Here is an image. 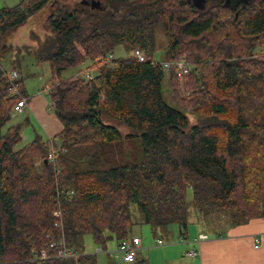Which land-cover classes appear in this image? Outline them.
Wrapping results in <instances>:
<instances>
[{"label": "trees", "instance_id": "1", "mask_svg": "<svg viewBox=\"0 0 264 264\" xmlns=\"http://www.w3.org/2000/svg\"><path fill=\"white\" fill-rule=\"evenodd\" d=\"M83 2L68 9L57 0H23L0 10L4 56L1 42L49 7V33L35 55L50 64L49 94L62 125L51 140L55 165L48 162L50 141L38 134L16 150L21 127L8 125L19 96L9 93V72L0 64V264H98L83 237L101 251L132 238L131 205L141 224L177 225L183 235L188 190L205 218L227 211L232 226L264 218V0ZM158 30L166 60L186 57L190 64L187 98L174 70L153 64ZM118 46L147 59L108 61ZM87 62L98 71L94 78L80 71L62 79ZM167 78L173 104L165 98ZM18 84L26 96L21 77ZM183 109L193 111L195 124ZM62 239L76 258L32 260L34 251Z\"/></svg>", "mask_w": 264, "mask_h": 264}, {"label": "rangeland", "instance_id": "2", "mask_svg": "<svg viewBox=\"0 0 264 264\" xmlns=\"http://www.w3.org/2000/svg\"><path fill=\"white\" fill-rule=\"evenodd\" d=\"M23 0H0V10L3 8H11L18 5ZM62 6L73 9L78 4L83 2V0H57ZM235 6L238 3H245L248 0H231ZM50 14L49 7L42 10L40 13L30 18L25 24L18 27L14 32L10 33L4 40L1 42V45H7L4 50V56H0V64L8 72L12 70L20 71L21 79L23 80V88L27 92L30 98L36 97L39 94H44L43 97L47 102V112L51 116H55V109L49 110V107L52 104V100L49 92H46V87H50L52 82L51 67L49 63H39L36 58V49L39 44L45 40L48 36V29L46 25L47 16ZM2 46V48H3ZM166 47L165 38L161 32H157V51L153 54L154 62H166V56L164 49ZM115 59H129L136 58L139 61H144L147 59V55L144 53H139L137 51H127L124 46H118L115 49L113 55ZM92 65L91 62H87L85 65L77 69H69L63 74L62 79L67 80L73 78L79 74L80 71H83V75L90 73L91 75H96L98 73L97 69H89ZM18 67V68H17ZM80 75V74H79ZM186 79L179 80V92L180 95L184 98H187L190 95V92L185 90ZM173 87L169 83L167 78L165 82V98L168 102L173 104L174 95ZM179 94V93H178ZM188 116H190L191 124H195L196 116L192 114L191 109H183ZM57 116H55L56 118ZM107 122L115 124L117 127L122 129L124 132L127 131L123 126L119 125L116 122L105 119ZM9 126H20L21 127V136L22 142L16 146V150H19L32 142L36 134L42 136L46 142H49L45 130L40 124L39 120L32 114H16L12 111V119L8 125ZM192 192L191 190L187 191L188 199V217L189 223L194 226L202 227L207 229L209 232H224L228 227L232 226L230 222L229 213L227 211H220L213 216L207 218L201 216L196 209L195 205L192 202ZM131 217L133 226L131 229V236L137 235L140 236L145 243H150L151 245L155 244L156 239L163 238L166 242L171 240V234L175 237L177 235L178 240H180L179 227L173 225L170 228V232H167L165 229L152 230L149 225L141 224L143 220L142 214L138 211L136 205H131ZM197 218V222L195 221ZM199 221V222H198ZM201 221V223H200ZM190 225L189 228L192 226ZM233 227V226H232ZM191 229V228H190ZM198 229V228H197ZM165 230V231H164ZM170 235V236H169ZM82 243L85 246V251L88 254H96L98 264H128L124 262L122 257L117 253V242L112 240L107 245V250H101L92 239L91 236H84Z\"/></svg>", "mask_w": 264, "mask_h": 264}, {"label": "crops", "instance_id": "3", "mask_svg": "<svg viewBox=\"0 0 264 264\" xmlns=\"http://www.w3.org/2000/svg\"><path fill=\"white\" fill-rule=\"evenodd\" d=\"M25 94L30 99L25 113L32 114L39 120L51 141L62 131L60 121L55 118L56 115L48 114L44 94L33 98L26 91ZM52 109L54 108L49 107V110ZM194 222H197V218ZM190 225L192 224L189 223L185 234L182 235L179 231L180 240L173 234L167 242L159 237L158 239L163 240V245H157L156 241L151 245L149 242L145 243L140 236H131L140 238L142 242L137 257L147 259L148 264H264V218L230 226L221 233L209 232L204 226L192 225L190 229ZM169 230L166 231L170 232ZM201 235L208 238L199 244L196 240ZM192 250L198 252L195 257L188 255Z\"/></svg>", "mask_w": 264, "mask_h": 264}, {"label": "built area", "instance_id": "4", "mask_svg": "<svg viewBox=\"0 0 264 264\" xmlns=\"http://www.w3.org/2000/svg\"><path fill=\"white\" fill-rule=\"evenodd\" d=\"M113 59V56H109L107 58L108 61ZM143 61V60H142ZM153 64H157V62H153ZM163 69L170 73L172 70H174L176 77L182 81L185 79L186 75L190 72V64L186 57L180 58L178 61L175 62H163L162 63ZM83 75V72L80 74V76ZM97 75V74H96ZM96 75H91L90 73H86L85 76H81L86 79H92ZM8 78L10 81V87H9V93L12 96H19V100L14 106L13 113L16 114H24L29 106L30 99L27 96H23L21 94V88L18 84V80L20 78V74L16 70H12L8 73ZM46 92H51L50 87H46ZM51 108L55 107V103L52 102ZM50 152L48 155V162L52 164H56V153L57 148L53 144L52 141H50ZM56 217L59 219V221L56 222L55 226L59 227L62 225V213L60 210L56 212ZM208 237L206 235H201L196 240L197 243H201L203 240H206ZM157 245H163L164 242L161 239L156 240ZM142 246V242L140 238L132 237L127 240H123L119 243L117 253L122 257L124 262L128 264H133L136 261L138 251L140 250ZM101 252V250H99ZM198 254L196 250H192L188 253L189 256L195 257ZM79 254H77L73 249L69 248L66 240L62 239L59 242H53L50 245L49 249H44L40 251H34L32 254V260L33 261H46L51 259H71L76 258Z\"/></svg>", "mask_w": 264, "mask_h": 264}, {"label": "water", "instance_id": "5", "mask_svg": "<svg viewBox=\"0 0 264 264\" xmlns=\"http://www.w3.org/2000/svg\"><path fill=\"white\" fill-rule=\"evenodd\" d=\"M227 2L230 3V0H227ZM83 3L88 4L86 2H83ZM90 4H91L92 9L99 8V6H100V4L98 2H95V1H92Z\"/></svg>", "mask_w": 264, "mask_h": 264}]
</instances>
